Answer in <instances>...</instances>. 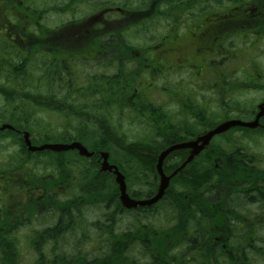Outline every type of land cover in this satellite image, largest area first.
Masks as SVG:
<instances>
[{"label": "trees", "instance_id": "trees-1", "mask_svg": "<svg viewBox=\"0 0 264 264\" xmlns=\"http://www.w3.org/2000/svg\"><path fill=\"white\" fill-rule=\"evenodd\" d=\"M40 3L45 5L40 6ZM214 5H219L220 10H215ZM115 7L122 10L125 18L119 20L113 12H108L107 21L116 19L118 23L98 25L92 29L93 38L105 35L107 39L127 40L126 30L131 27L145 30L147 21L153 19L162 21L163 25L180 23L184 15L194 12L214 18L231 16L232 21L229 20L234 26L227 27L226 31L264 32V0H0V23L8 25H4L6 36L0 34V97L5 107L4 111H0V120L16 130H27L33 144L78 140L88 150L97 151L90 158L79 156L74 150L29 152L18 131H0V146L4 147L11 141L18 147L13 163L3 161L0 167L8 164L9 167L18 165L27 169L26 199L21 208L28 216L30 226L24 239L35 254L30 264H121L119 260L122 261V258L125 264H131L132 250L124 251L120 245L125 234L113 232L104 235L102 232L115 230V218L119 214H134L138 210H126L121 206L113 177L108 172L99 171L98 151L108 152L109 161L124 175L129 196L145 198L154 193L158 185L155 163L159 152L196 130L190 124L183 127L180 117L170 119L163 107L145 99L142 91L134 90L139 88L136 83H130L134 81L132 74L126 77L123 87L124 77L108 74L105 78L99 71L91 74L84 71L88 60L76 52L85 48L82 41L89 22L88 14L110 11ZM86 8L90 10L87 15L71 16L60 25L48 27L43 23L45 13L70 12L76 16ZM213 21L218 20L215 18ZM219 22L227 20L220 19ZM215 29L219 31V28ZM79 31L80 35L77 34ZM21 40L25 43L26 54ZM240 41L245 43L244 38ZM121 45L127 50L136 48L130 44ZM108 48V61H101V64L115 61L116 67L121 68L126 59L133 58L130 53L125 57L113 52L111 44ZM67 56L75 58L71 60ZM253 66L252 70L257 72ZM106 79L107 91L104 87ZM251 80L257 89L264 88L257 82L259 78L252 77ZM135 94H138V98ZM137 99L141 103H136ZM115 108H125L132 117L144 120L147 131L128 137L111 117ZM42 111L46 114L56 113L60 119L53 124L51 121L41 122L39 115ZM148 119L150 122L147 123ZM239 130L242 128L231 129ZM243 135L252 140L264 135V129H250L244 131ZM228 139L227 144L231 146L238 143ZM224 140L227 141L226 138ZM219 145L215 150L224 160L222 167H214L212 156H202L205 152L200 153L170 178L162 199L179 202L187 197L198 200L201 199L200 195H211L213 191L218 192L217 199H234L239 179L250 181L251 195L246 199L252 203L251 218L248 230L241 223V231L235 238L232 237L231 245L235 247L233 260L235 264H264V166L260 163L261 156L248 147H238L236 150L241 151L239 155H225V149ZM181 162L178 155L171 153L163 162V171L169 174ZM37 183H41L38 189L35 188ZM7 192V188L0 186L1 210L8 207L7 204L3 205L8 200V194L3 197ZM163 203L166 202L160 201L157 208H162ZM171 204L170 211L176 214L177 207ZM12 206L20 209L15 203ZM91 206L101 207L103 212L101 218L92 219L85 229H92L96 236L94 249L84 253V244L89 235L67 237L61 233L74 230L79 220L87 219L85 208ZM140 213L149 212L145 208ZM151 213L156 214L154 211ZM178 214L177 227L167 231L171 241L178 231L182 232L186 222L185 211L180 210ZM19 239L0 238V264H17ZM71 249H78L79 253H68ZM214 250L212 242L200 240L191 248L187 246V253L180 260L183 264L227 262L229 256L222 252L221 245Z\"/></svg>", "mask_w": 264, "mask_h": 264}, {"label": "flooded vegetation", "instance_id": "flooded-vegetation-1", "mask_svg": "<svg viewBox=\"0 0 264 264\" xmlns=\"http://www.w3.org/2000/svg\"><path fill=\"white\" fill-rule=\"evenodd\" d=\"M196 10H192V12ZM108 12H113L115 16L119 17V20L125 18L119 7L110 11L103 10L99 13H91L88 16L89 22L86 25L87 29L84 31V40L82 41V46L84 45L85 48L76 52L88 60L83 68L84 71L90 74L99 71V73L104 74L105 78L108 74L124 77L123 87L126 85V77L129 78L132 74L134 81H130V83H136L139 88L134 90L142 91L145 99L152 102H154V94L164 91L165 102L154 103V105L163 107L170 119L180 117L179 120L183 127H186L185 124H190L196 128L192 135H185L179 142L194 141L213 129L219 122L227 119L252 121L257 116L258 105L262 104L263 113L258 117V124L254 128L235 126L241 127L242 130L231 131L234 127H230L224 132L214 134L194 158L205 152L202 156H212V164L214 167L220 168L224 164V160L221 159L220 153L215 150L220 146L219 144L225 149V155L228 153L239 155L241 151L236 150L238 147H248L247 142L243 143L242 141H250L243 135L244 131L256 128L264 129V94L258 99L254 107L245 106L239 98L243 93L252 89L264 91V88L257 89L251 84L252 77L259 78L257 82H260L261 85H264V81L262 73L252 70L253 55L251 56L247 51V49L254 48L257 43L264 40V32L255 33L247 30L234 33L226 31L230 26H234L233 22H230V20L232 21L231 16H219L217 17L218 21L214 22V17L204 15L202 12H194V14L184 15L183 21L180 23L169 22L166 24L168 31L162 39L155 42L150 39L146 42L142 40L143 43L131 38L127 40L107 39L105 35L101 38H93V28H97L100 24L102 26L106 22L118 23L116 19L107 21ZM220 19H226L227 22H219ZM182 27H184V31L181 32ZM215 28H219V31L217 32ZM77 34L80 35L81 32L79 31ZM214 35H216L215 38H210ZM236 37L238 40L245 39L244 46L246 40L251 39V45L245 49L236 48L234 45ZM110 44L113 52L120 53L125 57L130 53L133 58L126 59L125 65L121 68L116 67L115 61L110 64L109 62L101 64V61L106 62L109 56L108 45ZM121 44L134 45L136 48L127 50ZM22 48L26 54L24 44ZM254 53L260 54L262 51ZM67 57L71 60L75 58ZM104 82L105 91H107L108 80L106 79ZM135 95L138 98V94ZM135 102L141 103L138 99ZM9 130L20 132L24 129L16 130L13 128ZM228 137L233 141H238V143L232 146L227 144ZM224 138L227 139L226 142ZM172 144L174 143L170 145ZM171 153H175L184 161L190 155L191 148L175 149ZM101 172H108L115 182L112 172ZM0 186L9 190L3 194V197L8 194V200L4 201L3 204L4 206L7 204L8 207L4 210L0 209V212H4L0 214V238H25L30 228L28 216L23 213L21 208L26 199V167L18 165L9 167L8 164L0 167ZM40 186L41 183L35 184L36 189ZM217 195L218 192L213 191L211 195H200L201 199L198 200L184 197L179 202L172 199H162L163 195L154 204L133 207L132 209L138 211L128 216L129 220L124 226H115V230L103 231L102 234L111 235L113 232L125 234L120 245L124 251L132 250L131 253L129 252L133 256L131 257V264H183L180 259L187 253L186 247L191 248L192 244L197 245L200 240L212 242L215 250L216 246L221 245L222 252L229 256L227 262L223 261V264H235L233 260L235 247L231 245L232 237L235 238V235L241 231V223L248 230L252 211V203L248 200L251 195V183L239 179L236 187L237 198L235 196L234 199H217ZM247 197L248 199H246ZM162 200L166 203H163L162 208H157ZM14 203L20 206L19 210L13 207L14 205L12 206ZM171 203L177 207L176 214L170 211L172 209ZM145 208L149 213L141 214L140 211H145ZM180 210L185 211L186 222L182 232L178 231L174 240L171 241L167 231L177 227ZM151 211L156 212V214H152ZM78 222L74 230L65 231L61 235L67 237L89 235V231L85 229L88 228L91 220L85 219ZM197 249L200 250L199 247ZM125 253L128 257L127 252ZM123 260L124 258L119 262L125 264ZM188 264L193 263L189 262ZM211 264L218 263L212 262Z\"/></svg>", "mask_w": 264, "mask_h": 264}, {"label": "rangeland", "instance_id": "rangeland-1", "mask_svg": "<svg viewBox=\"0 0 264 264\" xmlns=\"http://www.w3.org/2000/svg\"><path fill=\"white\" fill-rule=\"evenodd\" d=\"M42 1H48V0H42ZM43 5L45 4L40 3V6H43ZM197 6H198V3L195 7ZM213 8H215V10H220L221 7L219 5H214ZM89 11L90 10L86 8L85 10L80 12L81 14H78L76 16L75 14H70V12H64L60 14H58L57 12H48V13H45L43 16V23L48 27H54V26L62 24L63 22L68 21L71 18V16L78 17L82 14L87 15ZM90 13L88 15H90ZM215 13H219V11H215ZM215 18L217 19V16H215ZM0 21H1V17H0ZM187 22H188V19H187ZM4 25L8 27L7 23L5 22L0 23V28L3 30V33L6 32L5 31L6 28ZM146 25L147 26L145 27V30H140V27L139 28L135 27L133 29L131 28L132 30L131 29L127 30L126 37L129 39L130 38L135 39L137 40V42L139 40V42L141 43H143L142 40L146 42L150 38L152 39V42H155L156 40L161 39L162 36H164L166 33V25L165 24L163 25V22L160 20H154V19L149 20L147 21ZM182 31H184V27L181 28V32ZM250 40L251 39H247L246 45L244 46L243 42H240V40H238V38L236 37L234 45L236 48L245 49V48H248L249 45H251ZM247 51L249 52L251 56L253 55L252 57V60H253L252 64L254 65L253 67H255L257 71L262 73V77L264 81V40H262L260 43H257L254 48L247 49ZM260 51H262V53H260ZM254 52H257L260 54H255ZM263 94H264L263 90H253L252 89L249 92L243 93L242 96H239V98L244 102L245 106L248 105L252 107L256 105L258 99ZM153 99H154V103H164L165 102V92L161 91V92L154 94ZM3 108L5 107L3 104V100L0 97V111H4ZM126 111L127 109L125 108L123 110H119L118 108H115L111 117L117 121L119 126H121L122 131L128 137L132 138L133 136L144 134L147 131L146 122L137 117H132L131 114H128ZM46 113L47 112H43V111L40 113L39 117L42 119L41 122L51 121L53 124V122H56V120L60 119L56 113L54 114L52 113L46 114ZM148 121L150 122V119L147 120V123ZM1 123L3 122L0 120V124ZM60 124L61 123L59 121L58 125ZM58 130H60V126L58 127ZM242 142L243 143L247 142L248 147H250L253 151L260 154L261 156L260 163L262 166H264V137H256L250 141H242ZM17 151H18V147L15 142L10 141L4 147L0 146V164L3 161L13 163V161L16 158ZM109 163L113 165L112 162H109ZM85 210H86L85 213L87 215V220L101 218V214L103 212V209L101 207H96V206L86 207ZM130 213L131 212H128L126 214L121 213L119 217L116 218L114 226H117V227L124 226L127 220H129L128 216L132 215ZM88 231H89V239L84 244V253L89 252L91 249H93V243L95 241V236H96L95 232H93L92 229H89ZM18 248H19V252H18V257L16 260L17 264H30L29 262L34 261V258H35L34 251L28 248L26 239L24 238L19 239ZM68 253L77 255L79 252H78V249H74V250L71 249V251H69ZM12 255L15 256V254H12Z\"/></svg>", "mask_w": 264, "mask_h": 264}, {"label": "water", "instance_id": "water-1", "mask_svg": "<svg viewBox=\"0 0 264 264\" xmlns=\"http://www.w3.org/2000/svg\"><path fill=\"white\" fill-rule=\"evenodd\" d=\"M258 108H259V112L257 113L256 118L252 121H241L239 119H228L226 121H223V122L217 124L212 130L201 135L199 138H197L194 141L174 144V145H171V146L167 147L166 149L162 150L158 154L157 162H156V170H157L159 177H160L159 186H158V189L155 192V194L153 196L148 197V198L138 200V199H133V198L129 197V195L126 192L124 176L119 172V170L117 169L116 166L111 165L108 162V160H107L108 154L106 152H100V157H101L100 169L102 171H105V170L111 171L112 170V172L115 174V181L118 184V188H119V199H120V201L124 207L132 208V207H136L138 205H140V206L150 205V204L156 202L159 198H161V196L163 195V193H164V191L168 185L170 176L174 173L173 172L171 175L167 176L162 171L163 160L169 152H171L172 150L177 149V148H185V147L191 148L190 155L187 157L185 162L182 163L180 166V167H182L186 162L190 161L192 159V157L195 154H197L203 148V146L209 141V139L211 138L212 135H214L216 133L223 132L232 126H245V127H251V128L255 127L258 124V117L260 115H262V113H263L262 104H260L258 106ZM10 127L11 126L8 124H2L0 126V129L10 128ZM22 134H23V141L26 145L27 150H29V151H41V150H46V149L51 150V151H65V150H70V149H76L80 155L90 156L92 154V152H89L85 146H83L81 143H79L77 141H73L70 143H42L40 145H32L30 142V139H29L28 132L23 131Z\"/></svg>", "mask_w": 264, "mask_h": 264}]
</instances>
